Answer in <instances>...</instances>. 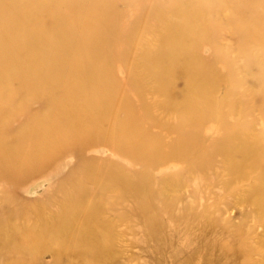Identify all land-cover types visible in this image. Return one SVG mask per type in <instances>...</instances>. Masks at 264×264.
Returning a JSON list of instances; mask_svg holds the SVG:
<instances>
[{"label":"bare ground","instance_id":"1","mask_svg":"<svg viewBox=\"0 0 264 264\" xmlns=\"http://www.w3.org/2000/svg\"><path fill=\"white\" fill-rule=\"evenodd\" d=\"M0 185V264H264V0H0Z\"/></svg>","mask_w":264,"mask_h":264},{"label":"rangeland","instance_id":"2","mask_svg":"<svg viewBox=\"0 0 264 264\" xmlns=\"http://www.w3.org/2000/svg\"><path fill=\"white\" fill-rule=\"evenodd\" d=\"M160 29H161V26H159V25L156 26L155 32L151 33L150 36L145 35V33H143L142 31H137L136 32L137 41L144 39L145 41H147V43L154 46L156 43V41L154 39L155 33H157ZM236 42H237V37H236V35H234L232 33H225L222 35V37L220 39L221 44H225V45L230 47L233 56H236V50H235L236 49V46H235ZM140 50H141V45L138 44L137 42H135V44H133L131 51H130L131 58L136 56ZM203 54L205 56H209L210 51L208 49H206V50H204ZM118 75H119V78L121 79L123 85H126V81H125V78H126L125 75L126 74H125V72L119 71ZM247 84L254 86V87L256 86L255 81H253L250 78H247ZM153 85H154L153 81H148L146 83V86L148 87V89ZM183 86H184L183 79L181 77L177 78L175 80V90L180 91L181 88H183ZM223 90H224V85H220L217 94H219V95L222 94ZM147 97H148V100H150V101H159L162 98L160 94L153 92L152 90L148 91ZM156 112L161 113V109L160 108L157 109ZM259 127H260V125L256 124V128L259 129ZM87 150H88L87 152L89 154H91L94 157L99 158L101 160L108 158L111 160L117 159V160L121 161L120 157H118L116 154H114L109 149H107L103 143H101L99 145H94L93 147H90ZM66 160H67L66 164H64L61 167V169L59 170L58 173L52 175V177L50 179L51 181L49 180L47 183H52L57 178L61 177L76 162V159L74 157H68V158H66ZM135 166L138 167V165H135ZM218 168H219L218 178L225 180L227 183L229 182L228 183L229 197L225 198V200L223 201V203L220 207L221 208V215H223L224 217H228L229 219H232L233 221H236L241 216H243L245 211H246V207L244 206V198H246V196H247L246 190L249 189V186L251 185V182H252V178L251 177L234 178L228 174L226 167L224 165L219 164ZM220 168H222L221 171H220ZM170 170H172L171 167L166 169V172L170 171ZM154 173H155V175H162L164 173V171H162L161 169H157L154 171ZM30 182L33 183V185L31 186V188L29 190L30 193H26V194L24 193L21 196L23 199H29V200L30 199H36L42 195V192L44 191V189L46 187L48 188L50 186V185L45 186L44 184H41L39 177L31 179ZM0 187H1V185H0ZM188 190H189L188 186H181V187L178 186L174 191H172V193H174V194H176V193L186 194V193H188ZM113 214H114V212H113ZM113 214L111 213L112 217H113ZM131 238H132L131 235L126 234L123 236L122 240L128 243L131 240ZM122 247H123V255L126 256V264H139L140 263V259L138 257L135 258V256L137 255V252H136L137 250L135 247H132V248H129V247L124 248L126 246H122Z\"/></svg>","mask_w":264,"mask_h":264}]
</instances>
